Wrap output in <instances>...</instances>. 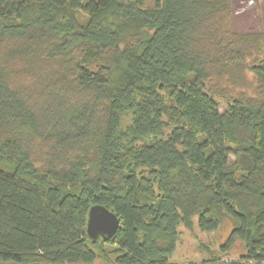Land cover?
<instances>
[{
    "label": "trees",
    "instance_id": "1",
    "mask_svg": "<svg viewBox=\"0 0 264 264\" xmlns=\"http://www.w3.org/2000/svg\"><path fill=\"white\" fill-rule=\"evenodd\" d=\"M263 43L231 0H0V261L170 264L228 221L264 264Z\"/></svg>",
    "mask_w": 264,
    "mask_h": 264
},
{
    "label": "rangeland",
    "instance_id": "2",
    "mask_svg": "<svg viewBox=\"0 0 264 264\" xmlns=\"http://www.w3.org/2000/svg\"><path fill=\"white\" fill-rule=\"evenodd\" d=\"M231 0V28L236 34H264V0ZM248 5V6H246ZM264 53V43L262 44ZM251 76V74H249ZM223 110V107L221 108ZM230 223L225 221L219 231L200 232L194 224L191 231L179 226V240L170 264H256L241 261L242 247L234 242L229 251L222 253L220 245L226 242L230 233ZM112 264V258L107 264ZM0 264H13L1 262ZM94 264H102L100 260Z\"/></svg>",
    "mask_w": 264,
    "mask_h": 264
},
{
    "label": "water",
    "instance_id": "3",
    "mask_svg": "<svg viewBox=\"0 0 264 264\" xmlns=\"http://www.w3.org/2000/svg\"><path fill=\"white\" fill-rule=\"evenodd\" d=\"M119 219L102 205L89 208L86 223V235L93 242L108 241L116 233Z\"/></svg>",
    "mask_w": 264,
    "mask_h": 264
},
{
    "label": "crops",
    "instance_id": "4",
    "mask_svg": "<svg viewBox=\"0 0 264 264\" xmlns=\"http://www.w3.org/2000/svg\"><path fill=\"white\" fill-rule=\"evenodd\" d=\"M253 1H254V0H253ZM253 1H252V2H253ZM246 6H248V5H246Z\"/></svg>",
    "mask_w": 264,
    "mask_h": 264
}]
</instances>
